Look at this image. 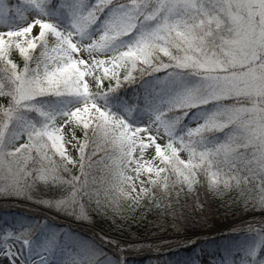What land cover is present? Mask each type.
Wrapping results in <instances>:
<instances>
[{
	"label": "snow or ice",
	"instance_id": "obj_1",
	"mask_svg": "<svg viewBox=\"0 0 264 264\" xmlns=\"http://www.w3.org/2000/svg\"><path fill=\"white\" fill-rule=\"evenodd\" d=\"M0 25V198L59 185L33 202L91 222L202 187L264 215V0H0ZM45 229H5L3 264H56L60 234ZM246 231L239 259L217 264H264V226ZM78 247L66 264H127L134 246Z\"/></svg>",
	"mask_w": 264,
	"mask_h": 264
},
{
	"label": "trees",
	"instance_id": "obj_2",
	"mask_svg": "<svg viewBox=\"0 0 264 264\" xmlns=\"http://www.w3.org/2000/svg\"><path fill=\"white\" fill-rule=\"evenodd\" d=\"M5 2L11 7L21 4L20 0H5ZM13 60L21 67L23 66V61L19 54L14 55ZM0 99L2 100L1 103L5 102L2 98ZM105 154H107V157L118 155L111 145H105L104 151L98 153V155ZM104 164H111V159L106 158ZM73 175H80L78 169L73 171ZM102 175L100 167H97L92 173V176L97 181ZM92 176L89 177L90 183ZM63 190L59 185L46 190L42 183H38L33 190V198L29 201H39L41 198L49 200L59 199ZM198 191V201H195L191 196L187 198L182 196L179 202H174L167 211L163 206L157 208L146 201L132 211H129L128 207L125 206L122 210V215L118 216H113L110 211L107 216L103 217L96 212H91V222H85L92 225L94 229L85 226L77 227L64 220L52 217L44 211L0 207V236L3 235L5 229L13 230L19 228L20 224L23 223L25 226H31L35 238H42L40 230L44 229L46 231L45 225H48L60 234L58 247L67 245L73 251V254L76 255L79 251L78 245L80 242L92 243L99 241L100 237L97 228L129 240L188 233L193 236L179 243H168L165 245L162 243L164 240H161V244H164L163 246L153 248L140 245L132 247L131 250H126L124 255L127 257V264H172L176 259L184 263L193 257V247L199 253L196 260L200 264H217V261L223 260L234 253L237 254L235 258L239 259V249L252 235V233L246 231L249 225L255 223L253 226L256 228L264 226L262 222L256 223L259 219L257 215L260 212L252 213L246 210L243 200L240 199L237 191L229 192L223 197L211 196L202 187ZM90 206L95 207L94 203ZM42 207L69 217L55 208ZM250 207L251 205H249ZM229 224L235 226L220 231L221 228ZM214 230L217 231L214 232ZM203 232H207V234L196 235ZM57 251L58 248L56 254Z\"/></svg>",
	"mask_w": 264,
	"mask_h": 264
},
{
	"label": "rangeland",
	"instance_id": "obj_3",
	"mask_svg": "<svg viewBox=\"0 0 264 264\" xmlns=\"http://www.w3.org/2000/svg\"><path fill=\"white\" fill-rule=\"evenodd\" d=\"M21 4L23 3V0H20ZM6 30L2 25H0V31H4ZM2 102V100L0 99V103ZM194 126V125H193ZM181 157L186 159L187 158V154L186 153H181ZM43 184V183H42ZM44 188L46 190L50 189L53 186H57V185H45L43 184ZM0 207L4 208V207H15V208H25L27 210H37V211H44L46 212L48 215H51L52 217L61 219L66 221L67 223L73 224L77 227H90L93 228L94 227L90 224H88L85 221H81V220H77L74 217H65L63 215H61L59 212H56L54 210H47L45 208H43L42 206H37V203L31 202L29 200H24L23 198L20 199H4V198H0ZM29 210V211H30ZM257 216H259V219L257 220L256 223H261L264 222V215H262L261 213L258 214ZM255 222V221H254ZM234 224V223H232ZM229 224L228 227H224L226 229L232 228L235 225ZM255 225V223L253 224ZM244 228V227H242ZM223 229V228H221ZM225 229V230H226ZM238 230V229H237ZM217 230H214V232ZM97 232L99 233V237L104 235L102 233H100L98 230ZM209 233V232H208ZM205 235L207 234V232H203V233H199L196 235ZM193 235L192 234H186V233H181V234H170L167 236H155V237H150L147 239H139V240H129V239H118L121 242L122 247H124L125 249H129L130 246H140V245H146V246H150L153 248H156L157 246H163L164 244L167 245L168 243H179L182 241H185L187 239H190ZM109 238H113L108 236ZM119 237V236H118ZM161 240H164V244H161ZM127 242V243H125ZM126 252V251H125ZM75 255L73 254V251L67 246V245H60L58 247V251L57 254L55 255V258L52 257V259L60 264H66L67 261L71 260ZM173 264V263H172ZM174 264H184L181 260L176 259ZM197 264H200L197 261Z\"/></svg>",
	"mask_w": 264,
	"mask_h": 264
},
{
	"label": "water",
	"instance_id": "obj_4",
	"mask_svg": "<svg viewBox=\"0 0 264 264\" xmlns=\"http://www.w3.org/2000/svg\"><path fill=\"white\" fill-rule=\"evenodd\" d=\"M97 230H98L100 233L104 234V235L106 234L107 236H110V237H113V238H116V239H122L121 237H118V236H116V235H113V234L107 233V232L103 231V230L100 229V228H97Z\"/></svg>",
	"mask_w": 264,
	"mask_h": 264
},
{
	"label": "bare ground",
	"instance_id": "obj_5",
	"mask_svg": "<svg viewBox=\"0 0 264 264\" xmlns=\"http://www.w3.org/2000/svg\"><path fill=\"white\" fill-rule=\"evenodd\" d=\"M0 264H3V258L0 257Z\"/></svg>",
	"mask_w": 264,
	"mask_h": 264
}]
</instances>
